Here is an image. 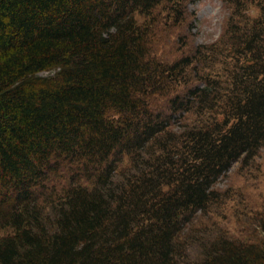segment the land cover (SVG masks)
<instances>
[{
    "label": "trees",
    "instance_id": "16d2710c",
    "mask_svg": "<svg viewBox=\"0 0 264 264\" xmlns=\"http://www.w3.org/2000/svg\"><path fill=\"white\" fill-rule=\"evenodd\" d=\"M190 1L0 0V264H264V208L216 220L264 153V0L200 43Z\"/></svg>",
    "mask_w": 264,
    "mask_h": 264
},
{
    "label": "rangeland",
    "instance_id": "374dc122",
    "mask_svg": "<svg viewBox=\"0 0 264 264\" xmlns=\"http://www.w3.org/2000/svg\"><path fill=\"white\" fill-rule=\"evenodd\" d=\"M188 8L193 23L188 35L196 43L213 42L221 36L229 16L223 0H191ZM216 186L224 194L216 215L217 226L231 235L241 236L249 218L264 208V153L251 166L236 164ZM7 232L0 229V235Z\"/></svg>",
    "mask_w": 264,
    "mask_h": 264
}]
</instances>
